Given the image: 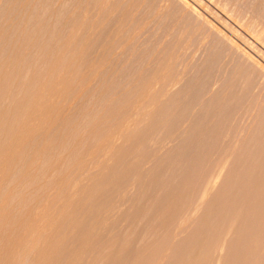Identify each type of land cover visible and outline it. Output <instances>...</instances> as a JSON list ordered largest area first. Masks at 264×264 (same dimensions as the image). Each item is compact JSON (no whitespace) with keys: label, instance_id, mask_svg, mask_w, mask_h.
I'll use <instances>...</instances> for the list:
<instances>
[{"label":"rangeland","instance_id":"obj_1","mask_svg":"<svg viewBox=\"0 0 264 264\" xmlns=\"http://www.w3.org/2000/svg\"><path fill=\"white\" fill-rule=\"evenodd\" d=\"M0 15L4 55L35 38L20 54L39 74L17 82L65 73L0 165V264L79 249L103 264L119 245L129 264H182L214 227L196 264H264V0H1ZM198 113L215 121L202 145Z\"/></svg>","mask_w":264,"mask_h":264},{"label":"bare ground","instance_id":"obj_2","mask_svg":"<svg viewBox=\"0 0 264 264\" xmlns=\"http://www.w3.org/2000/svg\"><path fill=\"white\" fill-rule=\"evenodd\" d=\"M1 1V0H0ZM37 1V0H36ZM38 3V2H37ZM51 5V4H50ZM15 6V5H14ZM52 11V10H51ZM35 12V11H34ZM39 12V11H38ZM27 13V12H26ZM37 13V12H36ZM35 13V14H36ZM1 16L2 15H0V18H1ZM31 16V15H30ZM4 18V17H3ZM22 19V18H21ZM26 19V18H25ZM4 21H6V23L9 21V20H7V19H5ZM16 21V20H15ZM27 20H25V22H26ZM21 23H23V25H24V20H23V22H21ZM44 25H45V22H42ZM41 23V24H42ZM9 24H13V23H9ZM8 24V25H9ZM18 24V23H17ZM38 24V23H37ZM41 24H40V26H41ZM16 25V24H15ZM21 26H22V24H20ZM25 25H28V24H26L25 23ZM24 25V26H25ZM39 25V24H38ZM43 25V26H44ZM47 25V24H46ZM46 25L43 27H41V29L43 30L45 27H46ZM0 26H1V24H0ZM4 26V25H3ZM6 26V25H5ZM19 26V25H18ZM23 26V27H24ZM40 26H38L39 28H36L37 27V25H34V27H35V32L37 31V29L39 30L40 29ZM7 27V26H6ZM17 26H15V28H16ZM18 28H21L20 26L18 27ZM27 27L25 26L24 28H21V30H24V29H26ZM17 29V28H16ZM15 29V30H16ZM28 29V28H27ZM33 29V28H32ZM40 29V30H41ZM48 29V28H47ZM8 30H10V28L8 29ZM12 30V29H11ZM10 30V31H11ZM15 30H12V32L14 31L15 32ZM19 29H17L16 30V32L18 31ZM20 30V31H21ZM46 29H44L42 32L44 33V31H45ZM6 31H7V29H6ZM29 31V30H28ZM27 32V31H26ZM26 32H25V34H24V38H29V37H27L26 36ZM34 32V31H33ZM32 32V33H33ZM40 32V31H39ZM42 32L41 33H39L38 34V32H36L37 34V36L38 35H41L42 34ZM46 32H48V31H46ZM19 34H22L23 35V33H24V31H23V33H22V31H21V33L20 32H18ZM29 34V33H28ZM35 34V33H34ZM4 35H5V31L4 30H0V165L2 164V162H3V160H4V158L5 157H8L9 155H11L10 154V152L12 151V149L14 148V147H16V144L17 143H20L21 141H22V139L25 137V135L24 134H27V130L29 129V126L31 127V125H29V124H32V126L36 123V121L38 120V118H34V116H33V112H37L38 113V115L40 116V118H44L46 115L45 114H43L44 112V110H46L48 107H51L52 105H53V100H54V97H55V94H56V88H55V86H54V83H55V81L56 80H63V78H64V74L62 73L61 75H59L58 76V78L57 79H53V80H48L47 79V77L49 76L48 74L50 73V72H56V70H55V65H57V64H54V63H50V65L51 66H49L48 65V67H47V71H45V73H44V75L41 73V76L39 75V77L38 78H30L29 77V79L30 80H28L27 82H26V80H25V78H24V80H25V82H24V80L21 82H17V78L21 75V77H23L24 76V73L23 72H26V71H24V69L26 70L28 67L29 68H31L30 69V71L29 70H27V72H31V70L33 71V69H32V67L33 66H35V63H33L32 61H30L31 60V58L29 57L30 56V54H28V55H24L25 57H23L22 58V56H21V54H20V48L22 47L23 48V46L24 45H27L26 47H32L33 49H34V47L32 46V43L30 42L32 39H35V38H31V40H29V41H27V42H24L23 43V40H21V41H18L19 39H18V35L16 36V38H17V42H21L22 43V45L19 47L18 45H16L17 43H15V41H14V46L11 44V46H13V47H11L10 48V50H8L7 49V47H9L8 45L6 46L5 45V47H3V48H6L5 49V52L7 53V51L6 50H8V53L7 54H3V51H2V45H4V44H7V42L5 43V41H4V43H2V39H3V37H4ZM11 35V34H10ZM7 36V38H8V34L6 35ZM5 36V37H6ZM26 36V37H25ZM33 36V35H32ZM37 36H35V37H37ZM12 37V36H11ZM11 37H9V39H10V41L12 40L11 39ZM34 37V36H33ZM39 37V36H38ZM37 39V38H36ZM2 40V41H1ZM7 41V40H6ZM25 41V40H24ZM36 41H39V39H37ZM11 42H13V41H11ZM31 43L30 44V46H28V44L29 43ZM1 43H2V45H1ZM26 43H28V44H26ZM9 44H10V42H9ZM33 44H34V41H33ZM39 44H40V42H39ZM37 44L35 43V45L34 46H36ZM26 47H24V50H25V48ZM21 48V49H22ZM31 48V49H32ZM33 49L31 50V51H29L30 53L31 52H33ZM36 49V48H35ZM34 49V50H35ZM40 48H38V51H40L39 50ZM23 51V50H22ZM35 51H37V50H35ZM42 51V50H41ZM25 52H28V49H26L25 50ZM25 52H24V54H25ZM28 52V53H29ZM44 52V51H43ZM35 53V52H34ZM33 53V54H34ZM41 53V52H40ZM36 54V53H35ZM37 54H39L38 52H37ZM56 56H58L59 57V55H56ZM26 57H27V60H28V57L30 58V64H31V62L33 63V66H32V64H31V66L32 67H30V65L28 66V67H26V65L28 64V62H26V60H23V59H26ZM33 57H35V55L34 56H32V60L34 59ZM38 57H39V55H38ZM38 57H35V58H38ZM41 57V56H40ZM54 58V57H53ZM60 59V58H59ZM37 60V59H36ZM53 60H57V59H53ZM39 61V60H38ZM51 61V60H50ZM49 61V62H50ZM58 61V60H57ZM48 62V63H49ZM25 63V64H24ZM27 63V64H26ZM46 66H47V64H46ZM26 67V68H25ZM44 67L45 66H43V72H44ZM57 67H59V66H57ZM57 67H56V69H57ZM28 68V69H29ZM34 69H35V67H34ZM37 69H39V67L38 68H36V70ZM55 70V71H54ZM58 70V69H57ZM63 70V69H62ZM38 71H40V70H38ZM64 71V70H63ZM34 72V71H33ZM33 72H31L32 74H33ZM49 72V73H48ZM31 73H28V74H30V75H32ZM38 74H39V72H37ZM37 73H36V75H34V76H37ZM23 74V75H22ZM51 74V73H50ZM54 74H56V73H54ZM27 75V74H26ZM32 75V76H33ZM51 75H53V74H51ZM24 77H26V76H24ZM54 77V76H53ZM56 78V77H55ZM27 79V78H26ZM24 82V83H23ZM152 98V97H151ZM195 98V97H194ZM153 99H155L154 98V96H153ZM152 99V103H154L155 101ZM156 99H157V97H156ZM155 99V100H156ZM160 100V99H159ZM154 101V102H153ZM150 102V103H151ZM156 104V103H155ZM205 108V107H204ZM206 109V108H205ZM189 110V109H188ZM215 111V110H214ZM201 113V112H200ZM200 113H198L197 114V119H196V117H195V119H194V117L192 116V118L194 119V120H192V121H194L195 123H191V124H189L190 125V129H188L189 128V126H188V132L190 133V135L192 134H197L198 136H200V138L198 139V138H196V139H198L197 140V142L199 143L198 145H202L203 143H204V141L206 142L207 141V143H208V141L209 140H211V138H212V136H213V129H212V127H213V125L211 124L213 121V119L212 118H210V120L208 119V117L207 118H202V115L200 116ZM206 113H209V110H207L206 111ZM217 113V112H216ZM215 113V114H216ZM214 114V115H215ZM190 115V114H189ZM199 115V116H198ZM209 115V114H208ZM185 116V115H184ZM187 116V115H186ZM185 116V117H186ZM191 116V115H190ZM190 116H188V117H190ZM185 117H183V118H185ZM187 117V118H188ZM182 118V119H183ZM186 118V119H187ZM202 118V119H201ZM190 119H191V117H190ZM181 118H179V123L177 122V125H180L181 123V121H183V120H181ZM220 120V119H219ZM222 120V119H221ZM184 121H186V120H184ZM197 121V122H196ZM215 122V121H214ZM213 122V123H214ZM222 122L220 121V124H221ZM216 124V123H215ZM214 124V126L216 127H214L217 131L219 130V129H221V128H223L222 126H220V125H215ZM176 125V126H177ZM222 125H224L223 123H222ZM128 126V125H127ZM211 126V127H210ZM122 127V126H121ZM179 127V126H178ZM224 128H225V126H224ZM226 129V128H225ZM123 130V129H122ZM222 130V129H221ZM221 130L219 131V132H217V137H218V134H220V132H221ZM215 132V131H214ZM223 133V131L221 132V134ZM116 134V133H115ZM184 134L186 135L187 133L186 132H184ZM132 135V134H131ZM116 136H119V135H116ZM126 136V135H125ZM188 136V135H187ZM186 136V137H187ZM220 137H221V135H219ZM127 137L128 136H126V139H127ZM131 137V136H130ZM197 137V136H196ZM118 138V137H117ZM123 138H125V137H123ZM216 138V137H215ZM184 139H186V138H184ZM124 140V139H123ZM123 140H122V142H123ZM181 140H182V138H181ZM180 140V141H181ZM222 140V139H221ZM184 141V140H183ZM183 141H181V142H183ZM110 142V141H109ZM109 142H107V144H109ZM221 142V141H220ZM180 144V143H179ZM14 145V146H13ZM182 145V144H181ZM178 146V145H177ZM176 146V147H177ZM108 147V146H107ZM111 147V146H110ZM112 148V147H111ZM15 149V148H14ZM104 149V148H103ZM110 150V149H109ZM123 150V149H122ZM121 150V151H122ZM178 150H179V147H178ZM182 150V149H181ZM14 151V150H13ZM120 151V150H119ZM129 151V150H128ZM183 151V150H182ZM108 152V151H107ZM13 153V152H12ZM130 153V152H129ZM132 153H134V151L133 152H131V154ZM9 154V155H8ZM131 154H128L129 156H131ZM115 155V154H114ZM119 155H120V153H119ZM134 155V154H133ZM117 156V155H116ZM116 156L114 157V159L116 158ZM208 156V155H207ZM113 157H112V159H113ZM126 157H128V156H126ZM120 157H118V160H117V162H115L114 161V163H115V166H113V169H112V171H114V170H116L117 168H120L119 166H121L123 163H124V161H123V163H122V160L120 161V159H119ZM131 158H132V156H131ZM249 159V158H248ZM176 161V160H175ZM112 162V161H111ZM120 162V163H119ZM178 162H179V159H178ZM174 163V162H173ZM118 164H120V165H118ZM127 164V163H126ZM177 164V162L176 163H174V166ZM179 164V163H178ZM177 164V165H178ZM147 165V164H146ZM177 165H176V167H177ZM107 166V165H106ZM125 165H123V166H121V168H123ZM179 167L181 166V165H178ZM126 167V166H125ZM171 167L173 168V165L171 164ZM102 168V167H101ZM178 168V167H177ZM181 168V167H180ZM179 168V169H180ZM240 168V167H239ZM106 169H108V168H106ZM124 169H126V168H124ZM174 169H176V168H174ZM122 170V169H121ZM128 170V169H127ZM181 170V169H180ZM102 171H105V170H102ZM110 171V170H109ZM120 171V170H119ZM175 171V170H174ZM178 171V170H177ZM185 172H186V170H184ZM183 171V172H184ZM107 172V171H106ZM122 172V171H121ZM105 173V172H104ZM109 173H111V172H109ZM246 173V172H245ZM115 174H118V173H115ZM115 174H113L112 176H114ZM121 174H123V173H121ZM244 174V173H243ZM103 175V174H102ZM120 175V174H119ZM99 177H101V176H99ZM117 177V176H116ZM158 177V176H157ZM105 178H106V176H105ZM112 180V179H111ZM117 180V179H116ZM255 181V179L253 180V182H252V184L253 183H255L254 182ZM262 181V180H261ZM96 183H98V181L97 182H95V184ZM249 183H250V181H249ZM259 183H260V181H259ZM258 183V184H259ZM257 184V185H258ZM261 184H262V182H261ZM115 185V184H114ZM116 185H117V183H116ZM255 185H256V183H255ZM256 185V186H257ZM262 185H264V183L262 184ZM95 186V185H94ZM99 186V185H98ZM248 186V185H247ZM260 186V185H259ZM121 187V186H120ZM123 188V187H122ZM243 188H244V185H243ZM245 188H250V186H248V187H245ZM260 188V187H259ZM94 189V188H93ZM262 189V188H261ZM245 190V189H244ZM249 190H251V188L249 189ZM99 191V190H98ZM95 192V191H94ZM118 192V191H117ZM247 193V192H246ZM93 194V193H92ZM92 197V196H91ZM227 197V196H226ZM87 199H89V198H87ZM230 204V203H229ZM105 208V207H104ZM99 209V208H98ZM103 209V208H102ZM101 210V209H100ZM97 213V212H96ZM221 221V220H220ZM74 222V221H73ZM90 224V223H89ZM88 224V225H89ZM87 225V226H88ZM91 225V224H90ZM181 226V225H180ZM209 226V225H208ZM210 227V226H209ZM221 227H222V225H221ZM85 228V227H84ZM84 228H82V229H84ZM92 228V227H91ZM97 228V227H96ZM211 229V230H210ZM209 230H206L204 233H200L201 234V237H199L200 239H199V242H198V244L195 246V248H193V252H191V250L190 249H188L189 250V252H191V254L189 253L188 254V256H186L187 257V259L182 263V264H196V259L198 258V255H197V252L199 251V249L200 248H202L203 247V245L205 244V242L208 240V242H210L211 240H212V238H214V235L216 234L217 235V237L215 238V239H217L218 238V236H219V234H221V233H219V232H217L216 231V233H215V230H216V228L214 227V229L215 230H212V228H210ZM96 230V229H95ZM217 230H219V229H217ZM83 231V232H82ZM81 232H82V235L80 234V236H82L81 238H82V243H83V245L84 244H86L87 242H88V240L90 241V236H91V231H92V229H90L89 227L88 228H86V229H84V230H82ZM203 232V231H202ZM222 232V231H221ZM214 234V235H213ZM212 235V236H211ZM96 237V236H95ZM210 237V239H208ZM212 237V238H211ZM227 237V236H226ZM210 240V241H209ZM214 240V239H213ZM80 243V242H79ZM207 243V242H206ZM80 245V244H79ZM89 245H90V243H89ZM119 245V244H118ZM208 245V244H207ZM81 246V245H80ZM80 246H78V248L77 249H79L80 248ZM88 245H86L85 247H87ZM205 246V245H204ZM82 247V246H81ZM84 247V246H83ZM118 247V246H117ZM117 247H112V250L111 249H109V252H107V253H103V254H100V255H94L95 257H96V260H98L100 263L101 262H103V264H129L130 263V261L129 260H127V258H126V260L125 259H123L124 257H118V256H115L116 255V253H115V255H113V252H114V249H115V251H116V248ZM121 246L119 245V248H120ZM111 248V247H110ZM119 248H117V249H119ZM59 249V248H58ZM84 249V248H83ZM80 250V249H79ZM77 251V252H75V253H68V255H66L65 257H63L62 256V258H58L57 256H55V257H53V255H52V257L48 254V255H46V257L44 256V255H42V257H40V258H44V260H41L42 261V263H45V264H80V261H79V259H80V256H79V254H77L78 252H81V250L80 251ZM86 250V249H85ZM120 250H121V248H120ZM119 250V251H120ZM83 251V250H82ZM118 251V252H119ZM200 251H202L201 249H200ZM84 252V251H83ZM21 253V252H20ZM56 253V252H55ZM201 254L202 253H199V255L201 256ZM18 255V254H17ZM56 255V254H55ZM81 255V254H80ZM16 256V255H15ZM18 256H20V255H18ZM48 256H50L49 258H48ZM166 256V255H165ZM61 257V256H60ZM88 257V256H87ZM153 257V256H152ZM21 259V258H20ZM19 259V260H20ZM24 259V261L23 262H21V263H23V264H28V262L30 261H32V258L31 257H29L28 258V256H25V258H23ZM93 259V258H92ZM95 259V258H94ZM156 259V258H155ZM15 260V259H14ZM17 260H18V258H17ZM20 260V261H21ZM91 260V259H90ZM95 260V261H96ZM131 260V259H130ZM159 260V259H158ZM157 260V261H158ZM19 261V262H20ZM44 261V262H43ZM93 261V260H92ZM18 262V263H19ZM98 262V263H99ZM152 262H154V261H152ZM198 262V261H197ZM20 263V264H21ZM158 263H159V261H158ZM148 264V263H147Z\"/></svg>","mask_w":264,"mask_h":264}]
</instances>
